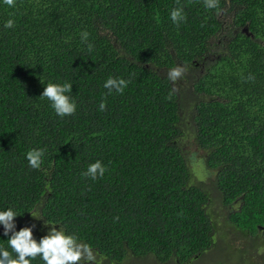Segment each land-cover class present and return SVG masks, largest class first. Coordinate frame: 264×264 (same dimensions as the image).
Returning a JSON list of instances; mask_svg holds the SVG:
<instances>
[{"label":"trees","instance_id":"trees-1","mask_svg":"<svg viewBox=\"0 0 264 264\" xmlns=\"http://www.w3.org/2000/svg\"><path fill=\"white\" fill-rule=\"evenodd\" d=\"M177 66L185 72L172 82ZM110 77L128 81L122 93L104 87ZM52 82L72 84L74 114L40 96ZM32 149L45 153L38 169ZM96 160L107 171L92 180L83 173ZM9 207L21 214L16 230L35 225L37 240L45 223L75 234L92 264H188L227 230L246 240L231 261L250 260L264 247V0H0ZM8 238L0 225V246Z\"/></svg>","mask_w":264,"mask_h":264},{"label":"clouds","instance_id":"clouds-1","mask_svg":"<svg viewBox=\"0 0 264 264\" xmlns=\"http://www.w3.org/2000/svg\"><path fill=\"white\" fill-rule=\"evenodd\" d=\"M3 4L9 8L16 7V0H3ZM219 5V0H204V6L207 9H216ZM170 18L173 23L179 24L187 19L186 13L182 7L174 8L170 12ZM15 20L9 18L5 21V28H13ZM88 33H83V39L86 41ZM185 72L184 67L177 66L169 70L167 76L172 82L180 79ZM128 81L122 78H109L104 82V87L112 92L122 93L127 87ZM71 83H48L43 87L40 94L51 102V107L55 113L60 116H69L75 113L77 105L71 95ZM105 104H100V109H103ZM43 149H32L27 153V161L30 167L38 169L43 163ZM107 171L106 166L102 161L96 160L90 163L83 175L96 180L104 176ZM35 219H40L43 216L37 212H30ZM21 215L14 208H0V225L3 228V236L7 239V247L0 246V264H31L38 256L44 264H80L81 260H86L89 264L95 261V255L90 247L85 242L72 233L66 232L59 224L45 223L51 225L47 233L37 240L33 231L35 225L21 227L16 230L15 217ZM57 225L59 227H57ZM11 235L9 236V234ZM10 249V250H9Z\"/></svg>","mask_w":264,"mask_h":264},{"label":"rangeland","instance_id":"rangeland-1","mask_svg":"<svg viewBox=\"0 0 264 264\" xmlns=\"http://www.w3.org/2000/svg\"><path fill=\"white\" fill-rule=\"evenodd\" d=\"M202 178L205 179L206 175L203 173ZM246 240L244 238H239L236 233L233 231H225L224 237L219 238L216 240L215 245L209 250L205 252V256L199 259H193L188 264H213L217 262L218 264H236V262L231 261V255H228L232 249L245 248ZM264 248V247H263ZM260 249V251H257V254L253 253V255L250 256V260L244 256V264H260L261 262H264V250ZM235 257V255H232ZM249 257V256H248ZM133 259V258H132ZM172 263H165V264H178L177 262ZM146 264L147 262H138V259L128 260L127 264ZM149 264H155L153 261H150ZM158 264V263H157ZM262 264V263H261Z\"/></svg>","mask_w":264,"mask_h":264},{"label":"water","instance_id":"water-1","mask_svg":"<svg viewBox=\"0 0 264 264\" xmlns=\"http://www.w3.org/2000/svg\"><path fill=\"white\" fill-rule=\"evenodd\" d=\"M243 30L246 32V29L245 28Z\"/></svg>","mask_w":264,"mask_h":264}]
</instances>
